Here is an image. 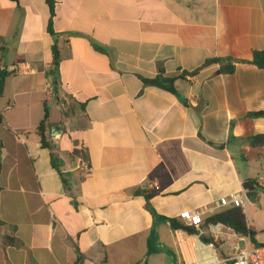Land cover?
I'll list each match as a JSON object with an SVG mask.
<instances>
[{
  "label": "crops",
  "instance_id": "obj_1",
  "mask_svg": "<svg viewBox=\"0 0 264 264\" xmlns=\"http://www.w3.org/2000/svg\"><path fill=\"white\" fill-rule=\"evenodd\" d=\"M48 1L0 0V66L27 67L2 73L0 264H231L249 236L208 218L233 192L264 243V189L242 187L264 166L247 141L264 134V0H50L52 17ZM160 70L176 93L140 79Z\"/></svg>",
  "mask_w": 264,
  "mask_h": 264
},
{
  "label": "trees",
  "instance_id": "obj_2",
  "mask_svg": "<svg viewBox=\"0 0 264 264\" xmlns=\"http://www.w3.org/2000/svg\"><path fill=\"white\" fill-rule=\"evenodd\" d=\"M49 2V6H50V13H51V17L53 15V5ZM51 17L48 21L47 24V32L49 34L52 33V21H51ZM232 60H224L221 58H214L211 59L209 61H207V63H219L220 67L217 70V73H230L234 70V65H232L230 62ZM251 64L257 66L258 68H264V51L261 50H254L252 53V59L250 61ZM140 79L142 80V82L145 85H153V86H157L160 88H163L165 90H168L172 93H176L174 86H173V82H174V77H169V76H165L163 71L160 70L159 74L155 77V78H144V77H140ZM2 85H3V75L0 74V92L2 90ZM253 116H264V110L259 111V112H254L252 113ZM47 110L45 109V114L43 119L40 121L38 127H37V133L40 137V142H41V146L44 148H49L52 149V146L47 142L46 137H45V129L47 126ZM0 121H1V116H0ZM247 141L250 143V145L252 146H263L264 145V134H259V135H254L251 136L250 138L247 139ZM1 147V145H0ZM53 166L57 168V165L55 164V162L52 160ZM139 193H142L143 196L146 198V200H148L153 193H149V192H143V191H138ZM170 224L171 226L176 229L178 227H182L181 224H179L177 221L170 219ZM208 222L210 223H222L225 224L229 227H231L237 234L241 235V236H249L252 240H253V236H254V232L252 230H250L247 227V222L245 219V215L243 213V209L239 208V207H232L230 209L224 210L218 214H215L213 216H211L210 218H208ZM188 232H192V230H187ZM11 243H13L14 241L11 240Z\"/></svg>",
  "mask_w": 264,
  "mask_h": 264
},
{
  "label": "built area",
  "instance_id": "obj_3",
  "mask_svg": "<svg viewBox=\"0 0 264 264\" xmlns=\"http://www.w3.org/2000/svg\"><path fill=\"white\" fill-rule=\"evenodd\" d=\"M27 67L24 64H7L0 66V74L12 73V74H23ZM6 110L10 109V106H6ZM86 155V151L82 150L80 153V160H84L83 157ZM254 184L256 187L264 189V166L261 173L255 178ZM244 193L233 192L226 197L220 199L222 205H231L233 207L244 208L243 202ZM202 213L198 210H183L178 214L180 222L189 227H193L198 230V236L202 234L200 229L203 224ZM174 233L180 242L179 236L186 239L189 237L187 232L181 228L175 229ZM229 261L231 264H264V243L255 244L249 237L244 238L241 246L235 244L233 247V254Z\"/></svg>",
  "mask_w": 264,
  "mask_h": 264
},
{
  "label": "rangeland",
  "instance_id": "obj_4",
  "mask_svg": "<svg viewBox=\"0 0 264 264\" xmlns=\"http://www.w3.org/2000/svg\"><path fill=\"white\" fill-rule=\"evenodd\" d=\"M187 234L191 235V233H189V232H187ZM191 241L192 240H189L187 242V246H185L183 248H184L185 254L193 259L194 257H193V254H192V246L190 244ZM163 253H164L165 258H166V259L164 258L165 264H181L179 262L178 258L176 257V255H174V252H172V251H164Z\"/></svg>",
  "mask_w": 264,
  "mask_h": 264
},
{
  "label": "water",
  "instance_id": "obj_5",
  "mask_svg": "<svg viewBox=\"0 0 264 264\" xmlns=\"http://www.w3.org/2000/svg\"><path fill=\"white\" fill-rule=\"evenodd\" d=\"M242 187L245 191V198L250 202L254 201L257 191L253 182L251 180H246L243 182Z\"/></svg>",
  "mask_w": 264,
  "mask_h": 264
},
{
  "label": "bare ground",
  "instance_id": "obj_6",
  "mask_svg": "<svg viewBox=\"0 0 264 264\" xmlns=\"http://www.w3.org/2000/svg\"><path fill=\"white\" fill-rule=\"evenodd\" d=\"M179 238L183 239L181 236H179Z\"/></svg>",
  "mask_w": 264,
  "mask_h": 264
}]
</instances>
